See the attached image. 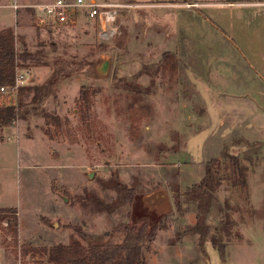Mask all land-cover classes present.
Returning a JSON list of instances; mask_svg holds the SVG:
<instances>
[{
	"label": "rangeland",
	"instance_id": "374dc122",
	"mask_svg": "<svg viewBox=\"0 0 264 264\" xmlns=\"http://www.w3.org/2000/svg\"><path fill=\"white\" fill-rule=\"evenodd\" d=\"M51 1L0 0L16 51L37 52L19 66L30 71L26 85L54 86L36 106L30 93H0V104L24 103L0 129V209L17 217L15 236L0 220V264H49L44 249L88 246L79 231L118 242L127 223L156 227L144 264H264V142H252L264 140V0H96L135 6L117 12L108 41L82 17L39 23L35 6ZM103 57L111 68L99 78ZM59 61L72 69L62 80ZM211 158L221 181L198 208L190 198ZM159 188L170 200L163 213L143 201Z\"/></svg>",
	"mask_w": 264,
	"mask_h": 264
},
{
	"label": "trees",
	"instance_id": "16d2710c",
	"mask_svg": "<svg viewBox=\"0 0 264 264\" xmlns=\"http://www.w3.org/2000/svg\"><path fill=\"white\" fill-rule=\"evenodd\" d=\"M15 34L10 27L0 29V86H10L14 82L15 70L19 66H24V62L29 59L37 58V52H30L24 45L22 50L16 51L14 46ZM19 60L20 65H19ZM57 80H62L71 75L72 69L66 61L56 62ZM69 70V71H67ZM147 87V86H146ZM148 88V87H147ZM146 88V89H147ZM148 90V89H147ZM146 91V90H145ZM27 92L31 94L30 103L36 106L46 100L54 93V86L50 84H34L24 85L18 88V95ZM136 92H139L137 90ZM79 98L87 105L88 88L82 86L79 92ZM24 106L22 101L16 104H0V129L12 126L19 118V111ZM233 174L236 183L246 186L244 167L241 165L239 158L235 154L229 155ZM219 159L212 158L205 163L204 175L198 183L194 185L193 193L197 198L190 199L196 202L198 208H202V195L206 192L215 191L221 181L219 176ZM200 190V191H198ZM123 202H127L132 193V189L128 187L122 188ZM192 193V194H193ZM180 192L178 188L175 190V196L178 197ZM196 199V200H195ZM199 199V200H198ZM199 202V203H198ZM201 202V203H200ZM176 206L180 209L178 198ZM0 220L6 219L8 227L11 229L13 236L17 232V217L14 207H6L0 209ZM227 219L223 221L221 227L227 232ZM123 236L121 240L113 243H100L95 240H90L84 232L79 233L87 239L88 246H83L76 240H71L69 243H58L51 246L49 249H44L48 257L49 264H144V248L152 241L156 233V227H148L145 223L123 224L121 225ZM228 233V232H227ZM212 244L219 245L215 237H212Z\"/></svg>",
	"mask_w": 264,
	"mask_h": 264
},
{
	"label": "built area",
	"instance_id": "2783aa9c",
	"mask_svg": "<svg viewBox=\"0 0 264 264\" xmlns=\"http://www.w3.org/2000/svg\"><path fill=\"white\" fill-rule=\"evenodd\" d=\"M39 13V23L53 22L55 24L69 26L76 24L79 18L96 25L97 36L102 41H108L117 33L116 16L120 9H131L134 5H116L96 0H53L49 3L35 6ZM19 8L13 5L14 11ZM30 71L17 67L14 82L10 86H0V93L17 95L18 88L26 85Z\"/></svg>",
	"mask_w": 264,
	"mask_h": 264
},
{
	"label": "water",
	"instance_id": "95a60500",
	"mask_svg": "<svg viewBox=\"0 0 264 264\" xmlns=\"http://www.w3.org/2000/svg\"><path fill=\"white\" fill-rule=\"evenodd\" d=\"M111 59L109 57L100 58L95 64L96 77H106L110 73ZM145 205L150 209H155L158 213H163L170 207V200L165 189L159 188L143 196Z\"/></svg>",
	"mask_w": 264,
	"mask_h": 264
},
{
	"label": "crops",
	"instance_id": "0c3cea01",
	"mask_svg": "<svg viewBox=\"0 0 264 264\" xmlns=\"http://www.w3.org/2000/svg\"><path fill=\"white\" fill-rule=\"evenodd\" d=\"M3 7H6V6H3ZM8 7H10V6H8ZM12 8H13V6H11ZM10 7V8H11ZM17 11H14V15H15V13H16ZM14 26V25H13ZM12 26V27H13ZM8 27H10L11 28V26H8ZM8 27H6V26H3V27H1L0 26V29H3V28H8ZM257 109H258V111L259 112H262V110L261 109H264V108H262L260 105L259 106H257ZM187 123H190V124H195V118H194V120L193 121H191V116H190V119L188 118V115H187ZM262 126V125H261ZM4 129L5 128H3V131H4ZM252 142H264V140L263 139H259V138H257V139H255L254 141H252ZM212 159V158H211Z\"/></svg>",
	"mask_w": 264,
	"mask_h": 264
}]
</instances>
